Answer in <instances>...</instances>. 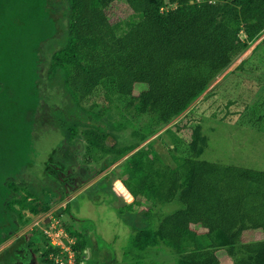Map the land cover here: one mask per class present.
<instances>
[{
	"label": "trees",
	"instance_id": "16d2710c",
	"mask_svg": "<svg viewBox=\"0 0 264 264\" xmlns=\"http://www.w3.org/2000/svg\"><path fill=\"white\" fill-rule=\"evenodd\" d=\"M32 3L35 11L27 10L24 4ZM122 4L130 15L113 21L107 8ZM30 27H35V33H30ZM263 32L264 0H0V88L4 86L0 91V170L18 165L9 166L3 152L7 149L4 146L12 149L7 137L9 126L25 122L34 108L27 105L29 99H42V80L52 84L57 81L73 103L70 108L69 102L61 100L62 109L77 113V118L71 116L66 122L62 118L61 129L66 127L63 136L75 135L71 125L85 126L88 144L101 153L114 150L123 157L133 149L108 145L110 127L100 121L104 112L112 115L111 109L117 110L123 102L126 108L121 109L129 111L139 103L138 114L148 117L145 130L151 134L154 125L168 123L184 113L232 65L236 53L254 45L236 67L250 71L246 63L263 45ZM56 38L61 46L46 58L45 45ZM6 62L13 63L14 73H18L14 70L17 67L26 71L19 75L20 84L11 77L12 68L2 69ZM213 89L211 95L217 93ZM14 101L20 105L6 103ZM232 103L228 101L226 107ZM135 134L141 135L137 130ZM141 136L142 141L147 137ZM172 138L178 142V136L172 134ZM66 145L62 138L45 157V170L56 183L44 203L41 196L30 193L10 201L14 185H2L6 195L0 200L8 221L0 228L6 229L0 234V243L18 231L16 225L23 217L13 202L34 213L46 212L54 197L58 198L55 191L73 189L78 186L74 185L77 180L84 181V175L77 178L72 171L58 179L59 156L73 165L76 145ZM175 149L183 157L181 161L174 156L176 167L165 164L147 143L113 171L129 191L120 181L119 187L132 195L131 201L120 195L132 213L144 202L168 204L178 197L183 204L158 224L150 221L132 234L130 252H125L127 259L131 252L134 255L129 264H158L145 263L141 253L161 244L178 254L177 264H222L223 256L231 264H264V239L244 240L247 233L264 230V170L200 159L196 151L178 143ZM15 150H24L15 161L24 160L23 166L28 165L31 147L19 145ZM58 164L64 166L61 161ZM72 177L77 179L71 181ZM71 206L68 201L65 213ZM62 227L74 239L71 247L80 264L90 245L88 238L71 222L62 223ZM37 232L42 231L33 230ZM17 241L9 247L11 252L0 254L1 263L21 260L23 252L32 246L26 236ZM44 243L41 262L57 264L51 254L58 253L59 248L49 237Z\"/></svg>",
	"mask_w": 264,
	"mask_h": 264
},
{
	"label": "rangeland",
	"instance_id": "374dc122",
	"mask_svg": "<svg viewBox=\"0 0 264 264\" xmlns=\"http://www.w3.org/2000/svg\"><path fill=\"white\" fill-rule=\"evenodd\" d=\"M24 6L27 7V10L35 11L36 5L33 3L28 4V6L24 4ZM62 10L61 6L60 11ZM107 11L113 21H122L131 13L124 4L119 8L110 6ZM124 28L127 27L124 26ZM30 29V33H35V27H30ZM263 36L264 32L261 38ZM33 38H36V34ZM60 46L61 43L58 38L45 45V57L49 58ZM253 46L246 51L242 50L236 53L232 65L212 82L209 88L199 98L195 99L184 113L175 117L173 121L154 125L151 134H148L149 130H145L149 121L148 117L138 114L139 103L135 104L129 111L121 109L126 108L125 102H123L117 110L111 109L112 115L109 112H104L100 121L101 123L105 122L110 127L111 134L107 140L108 145L133 149L123 157L115 154L114 150H110L107 152L108 154L101 153L100 150L88 144L89 141L84 135L87 129L85 126L71 125L70 127H75V135L72 138L63 136L62 132H65L66 127L64 125L61 129L62 118L66 122L71 116L77 118V113L72 112L70 114L69 110L66 112L62 109L64 103H61V100L69 102L67 105L70 108L73 103L69 99L70 95L67 96L66 91L62 90L57 81L52 84L42 80L41 87L45 93H42V99L36 100L34 98L33 101L29 99L27 105H33L34 108L27 115L25 122H16L9 126L10 132L7 137L12 149L4 146L7 149L3 152L8 158L6 161L9 166H14L15 163L18 165L1 168L0 196L6 195V192L1 190L2 185L7 184L8 186L9 183H12L15 191H10V201L15 200V196L18 198L22 196L23 198L24 195L30 193L41 196L44 203L49 196V189L52 186L54 188L56 183L51 174L45 170V157L53 146L61 144L62 138L66 139L68 145H76V151L73 153L72 166L62 156L57 158L58 179L59 177H66L68 171L74 172L77 178L84 175L83 182L77 180L74 185L77 183L78 186L74 189H68L71 197L73 196L71 211L65 213L64 208L60 207H64L66 204L64 197L66 190L63 191L62 188L60 191H55L58 193V198L54 197L50 204L51 209L46 212L34 213L28 207L22 208L20 204L13 202L14 208L22 210L23 219L31 218L33 222L36 219L35 222L40 224L41 231L44 232L41 228L44 227L51 231L54 237H56L57 232L65 236L66 232H64L62 223L71 222L75 230L85 233L90 245L80 264H129L133 261L134 255L131 252L127 259L125 252H130L132 234L139 231L140 227L146 226V223L148 224L150 221H153L155 225L158 224L163 216L183 207V204L176 197L168 204L159 203L153 206L149 202H144L137 208V212L132 213L131 210H127V203L121 199L117 192L119 191L121 195L124 194L129 199L127 192L118 185L120 181L125 186L124 181L120 179L119 174L117 175L113 171L131 153L148 143L150 150L156 151L165 164L176 167L178 162L174 156H177L181 161L183 158L175 149V143H178L186 149L191 148L196 151V155L200 159L264 170V43L257 55L253 53L248 59L246 66L251 68L250 71L236 69L238 63L251 53ZM13 67V63L8 62L2 69L12 68L11 77L20 84L19 75L26 73V71L17 67L14 70L18 73H14ZM46 68L44 66V72ZM230 71L232 73L223 79ZM0 80L2 81V79ZM3 87L2 85L0 91L3 90ZM212 89L217 92L215 95L210 94ZM5 96L9 98L8 95ZM228 101H233L230 107H226ZM6 103L20 105L18 101ZM31 113L33 114V121L30 120ZM17 116L19 117V115ZM189 116L190 118H187ZM189 119L191 120L188 121ZM136 130L147 137L142 141L143 137L135 134ZM172 134L178 136V142L172 138ZM19 145L32 149V153L28 155L32 159H29L30 163L26 166H23L24 160L22 162L15 161L17 156L24 155V150H15ZM60 161L64 163L63 167L58 164ZM109 171L112 173L106 174ZM77 178L72 177L70 179L73 181L72 179ZM4 179L7 181L3 182ZM82 189L84 191L80 192ZM126 197L125 199H127ZM1 202L2 200H0ZM3 207L1 203L0 228L8 221L6 213H4L7 211L5 205ZM47 218L50 221H46ZM13 226H15V222H13ZM16 226L20 228L22 224L19 223ZM24 226L25 228L21 230L22 233L29 230L30 234V231L35 229L32 228L31 222ZM4 232L6 229H0V234ZM39 236L38 234L35 235L36 238L40 239ZM54 239L58 241L57 238ZM263 239L264 230L251 231L244 238L247 242ZM52 241L51 238V243ZM242 243L239 244L240 247ZM4 244V242L1 243L0 248ZM141 254L145 263L155 261L158 264H177L178 254L164 244L150 247ZM35 259L37 264L39 262L44 264L41 262L40 256ZM22 262L24 261L20 260V263ZM221 262L228 264L229 260L225 257L221 258Z\"/></svg>",
	"mask_w": 264,
	"mask_h": 264
},
{
	"label": "crops",
	"instance_id": "0c3cea01",
	"mask_svg": "<svg viewBox=\"0 0 264 264\" xmlns=\"http://www.w3.org/2000/svg\"><path fill=\"white\" fill-rule=\"evenodd\" d=\"M69 188H71V187H69ZM69 188H67L66 191H65V198H66L65 202L66 203L68 201H71L72 198H73V196L71 197L70 190H68ZM82 191H84V189H82L80 192H82ZM60 207L61 208H65V206L64 207L63 206H60ZM22 214H23V212H22ZM26 220H28V222H23V221H26ZM35 221H36V219L33 222V220L31 221V218L23 219V217H22V219L19 220V222H18V223H21L22 224V227H20L18 229V231L16 233H14L12 236H10L5 241H3L5 243L4 244L5 246L2 245V247L0 248V254H2L3 252L6 253L7 251H10L9 250V247L11 245H13L15 242L17 243L18 242L17 239L19 237H21V236H27V240H30V242H31V245L32 246L29 249H27V252H23V255L21 256L22 257L21 260L24 261V262L20 263V260H14L12 264H37V261H35L36 260L35 258H37L38 256L41 255L42 248L45 246V243L44 242H45L46 239H48V236L45 235V234H43V232L42 233H40V232L33 233V230L34 229L32 231H30L31 232L30 234H29V230L25 231L24 233L21 232V230L23 228H25L24 225L25 224L27 225L29 222H31L32 228H35L36 230L37 229H40V224H36ZM46 221H50V219L47 218ZM41 228H43V227H41ZM36 234L40 235L39 237H41V238L40 239L39 238H36L35 237ZM28 235H31V236L28 237ZM3 242H2V244H3ZM6 242H8V243H6ZM222 258H225V257H222ZM228 260H229L228 264H231V261H230L229 258H228ZM0 264H3V263L0 262ZM39 264H40V262H39Z\"/></svg>",
	"mask_w": 264,
	"mask_h": 264
},
{
	"label": "built area",
	"instance_id": "2783aa9c",
	"mask_svg": "<svg viewBox=\"0 0 264 264\" xmlns=\"http://www.w3.org/2000/svg\"><path fill=\"white\" fill-rule=\"evenodd\" d=\"M45 232L52 238V244L59 248L58 253L51 254V257H53L55 262L57 264H77L75 252L71 247V244L73 242H71V244L69 243L68 245H66L63 241V236L60 235L58 232L56 234V237H54L51 231L47 229H45ZM54 238H57L58 241H55Z\"/></svg>",
	"mask_w": 264,
	"mask_h": 264
},
{
	"label": "clouds",
	"instance_id": "9594fccd",
	"mask_svg": "<svg viewBox=\"0 0 264 264\" xmlns=\"http://www.w3.org/2000/svg\"><path fill=\"white\" fill-rule=\"evenodd\" d=\"M129 191V190H128ZM131 194V193H130ZM124 195V194H123ZM132 196V195H131ZM124 197H126L125 195H124ZM127 198V197H126ZM51 220H52V218H51ZM61 227V226H60ZM64 229V228H63ZM43 230H44V233L46 234V232H45V228L43 227ZM61 231V230H60ZM64 232H65V230H64ZM48 237H49V239H50V242H51V237L48 235V234H46ZM63 237H66L68 240H69V243L71 244V242H73L74 241V239H71V238H69V236H68V234L67 233H65V236L64 235H62ZM52 244V243H51Z\"/></svg>",
	"mask_w": 264,
	"mask_h": 264
},
{
	"label": "water",
	"instance_id": "95a60500",
	"mask_svg": "<svg viewBox=\"0 0 264 264\" xmlns=\"http://www.w3.org/2000/svg\"><path fill=\"white\" fill-rule=\"evenodd\" d=\"M120 195H121V193L119 192V191H117ZM129 195H130V198L128 199L129 201H131L132 199V196H131V194H130V192L128 193ZM63 241H64V243L66 244V245H68L69 244V240L66 238V237H63Z\"/></svg>",
	"mask_w": 264,
	"mask_h": 264
}]
</instances>
